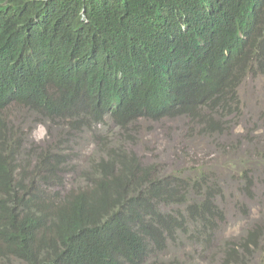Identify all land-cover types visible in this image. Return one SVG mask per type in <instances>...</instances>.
I'll return each instance as SVG.
<instances>
[{"label": "trees", "instance_id": "obj_1", "mask_svg": "<svg viewBox=\"0 0 264 264\" xmlns=\"http://www.w3.org/2000/svg\"><path fill=\"white\" fill-rule=\"evenodd\" d=\"M263 34L264 0H0V264H203L160 256L211 240L221 215L209 188L201 196L203 176L190 193L188 177L152 174L120 145L86 159L98 173L82 172L75 135L105 114L122 128L224 121L236 82L264 77ZM21 108L66 126L53 147L22 148L27 134L10 119ZM248 238L243 262L264 261ZM232 250L219 264H236Z\"/></svg>", "mask_w": 264, "mask_h": 264}, {"label": "rangeland", "instance_id": "obj_2", "mask_svg": "<svg viewBox=\"0 0 264 264\" xmlns=\"http://www.w3.org/2000/svg\"><path fill=\"white\" fill-rule=\"evenodd\" d=\"M235 91L238 104L223 115L224 121L206 124L203 120L197 124L178 117L158 121L138 119L122 128L105 114L88 130L75 133V140L85 139L73 149L76 167L82 172L98 173V163L92 166L86 159L107 158L120 145L124 154L134 155L152 174L188 177L190 193H193L192 184L196 183L190 179L203 176L199 187L201 196L209 188L215 194L214 202L221 215V220L211 223L207 232L211 240L205 249L201 244L182 239V244H171L159 253L161 257L173 255L181 261L202 258L203 264H219L226 254L230 260L235 253L231 249H235L236 264H245L244 254L253 247L249 230H255L257 244L264 251V77L248 74L236 82ZM10 119L18 131L27 134L21 143L28 152L40 145L53 147L58 133L63 135L66 128L56 121L37 119L22 108L12 110ZM64 148L71 150L72 145L65 144ZM116 167L113 164V173ZM193 220L184 216V222ZM193 229V224L187 227V237ZM243 242L247 244L246 249L242 247ZM248 264H264V261L254 255Z\"/></svg>", "mask_w": 264, "mask_h": 264}, {"label": "clouds", "instance_id": "obj_3", "mask_svg": "<svg viewBox=\"0 0 264 264\" xmlns=\"http://www.w3.org/2000/svg\"><path fill=\"white\" fill-rule=\"evenodd\" d=\"M257 23H258V21H254L253 24L255 25V24H257ZM238 32H239V34H240L241 36L244 35V34H243V30H239ZM263 37H264V34H263ZM232 40H233L235 43H237L238 40H239V38H238V36H234V37L232 38ZM243 43H244V42H243ZM242 45H244V44H242ZM241 51L247 56V50L244 49V50H241ZM230 53H231L234 57L238 58L240 61H242V62L245 64V62H244V57L242 56V54H240V53H238V52H236V51H230ZM246 65H247V64H246ZM248 74H252V75H254L255 73H247L245 76H247ZM256 74H257V73H256ZM258 75H260V74H258ZM245 76H244V77H245ZM244 77H243V78H244ZM235 94H236V91H235ZM235 99H238V98H237V94H236ZM168 117H178V118H181L182 120H188V118H185V117H182V116H177V115H175V116H165V117H163V118L157 119V121H158V120L165 119V118H168ZM138 119L155 121V120H152V119H146V118H141V117H139V118L135 119L134 121H132L131 123L127 124V125L133 124V123L136 122ZM84 140H85V139L83 138V141H84ZM166 176H169V175H166ZM252 232L255 233V230H249L248 235H249L250 233H252Z\"/></svg>", "mask_w": 264, "mask_h": 264}]
</instances>
